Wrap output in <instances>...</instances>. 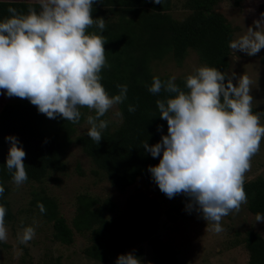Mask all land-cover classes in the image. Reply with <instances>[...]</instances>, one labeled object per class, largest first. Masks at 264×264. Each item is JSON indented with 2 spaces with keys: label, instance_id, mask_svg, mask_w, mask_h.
<instances>
[{
  "label": "clouds",
  "instance_id": "1",
  "mask_svg": "<svg viewBox=\"0 0 264 264\" xmlns=\"http://www.w3.org/2000/svg\"><path fill=\"white\" fill-rule=\"evenodd\" d=\"M100 0H39L40 10L27 14L9 8L10 16L0 21V89L7 97L27 99L49 119L58 116L73 124L81 119V108L94 110L87 116L88 137L99 144L109 121L101 119L127 99L128 85H116L110 96L103 87L101 70L109 67L103 35L87 30L95 26L102 33L103 17L93 18V5ZM163 0H152L162 5ZM233 51L248 56L264 49V13L247 27L244 35L229 43ZM173 76L166 81L153 77L148 91L169 94L158 99L159 117L167 121V135L143 148L159 163L148 171L159 190L169 199L187 198L185 210L196 212L210 230L221 233L223 217L239 212L246 204L245 174L264 138L261 114L253 112V81L247 75L228 74L207 65L189 75L182 90ZM235 81V83H234ZM137 105H128L134 113ZM116 116L123 113L117 111ZM162 125L157 131L162 132ZM6 169L20 186L28 180L26 152L19 139L9 135ZM5 188L0 183V197ZM41 213L46 209L38 203ZM7 209L0 204V242L8 239ZM256 222L264 214L256 213ZM23 224V221H21ZM36 235L33 226L22 228L19 244ZM115 264H142L134 253L118 255Z\"/></svg>",
  "mask_w": 264,
  "mask_h": 264
},
{
  "label": "trees",
  "instance_id": "2",
  "mask_svg": "<svg viewBox=\"0 0 264 264\" xmlns=\"http://www.w3.org/2000/svg\"><path fill=\"white\" fill-rule=\"evenodd\" d=\"M220 1L188 0L191 13L183 21L175 19L168 12L172 0H163L162 5L154 4L152 0H100L94 3L93 18L103 17L106 27L102 33L95 26L87 31L105 37V55L110 65L101 70V83L110 96L118 94L116 85H128L127 99L119 104L123 122L115 131L104 130L103 139L96 144L88 135L75 137L77 126L86 119L85 107L80 109L82 115L79 123L73 124L58 116L50 119V126L48 118L27 99L5 104L0 112V183L5 188L0 204L7 209L5 221L14 216L7 185L12 180V174L6 169L10 143L5 137L9 135L17 137L26 152L24 164L28 180L41 181L51 171L65 170L64 157L68 148L76 142L120 190L138 178L153 181L148 167L157 165L159 159L146 152L143 144L147 141L150 146L154 145L161 140L162 134L167 135V121L160 119L156 101L165 99L169 94L163 91L152 94L148 87L153 77H159L162 81L170 78L154 74L150 62L168 53L182 60L189 49H194L204 65L226 73L233 30L226 17L214 9ZM241 1L235 0L236 3ZM30 7L40 10L39 4L0 0V21L10 16L9 8L27 14ZM110 13L116 14L117 19L109 21ZM185 80L177 78L175 83L187 91ZM130 104L137 105L134 113L128 112ZM158 125L163 126L162 132L157 131ZM244 189L248 209L254 214H264V177L245 182ZM33 201L37 206L38 203L43 204L46 209L43 214L54 219L55 239L72 243L73 230L65 218L58 215L56 203L40 195ZM79 205L75 227L80 231L83 228L92 230L94 243L86 251L101 262L115 263L127 243L149 236L138 218L106 221L103 212L108 205H97L91 197L81 196ZM245 242L250 253L249 264H264V238L250 232ZM164 248V251L158 252L154 264H186L177 259L173 247Z\"/></svg>",
  "mask_w": 264,
  "mask_h": 264
},
{
  "label": "rangeland",
  "instance_id": "3",
  "mask_svg": "<svg viewBox=\"0 0 264 264\" xmlns=\"http://www.w3.org/2000/svg\"><path fill=\"white\" fill-rule=\"evenodd\" d=\"M11 1L39 4V0ZM187 1L172 0L168 12L175 19L183 21L191 13ZM214 9L223 14L231 24L233 41L244 35L254 20L260 19V14L264 13V0H242L239 3L235 0H221ZM117 17L110 13L108 19L114 21ZM201 66H205L204 62L194 49H189L182 60L173 53H168L163 58H154L150 62L154 74L169 78L175 76L176 79L195 74L196 69ZM226 73L247 75L253 81L252 108L254 113L261 114V126H264V49L255 56L231 49ZM3 92L0 89V112L5 104L21 99L9 98ZM117 111L122 112L119 105L101 118L109 121L105 130L115 131L121 126L123 115L116 116ZM89 115H95V112L86 108V119L77 126L75 137L87 135ZM47 122L50 124L51 120L48 118ZM64 160L65 170L51 171L41 181L28 180L20 186L15 185L12 180L7 183L10 189L8 199L14 216L6 221L8 239L0 242V264H115L101 262L87 254L86 250L94 243L93 232L87 228L80 231L74 224L80 198L84 195L95 199L97 205H108L103 212V217L108 222L138 218L149 236L127 243L122 254L132 252L141 259L142 264H154L158 252L164 251L165 246L173 247L177 259L186 264H249L250 253L246 247V238L250 232L264 238V222H256V214L248 209L247 203L241 205L239 212L233 211L222 218L224 231L217 234L210 230V222H206L196 212L189 214L185 210V196L177 195L169 199L154 181L146 182L143 178H138L133 184L120 190L79 143L74 142L68 148ZM259 176L264 177V138L259 152L251 160L245 182ZM39 195L56 203L58 215L64 217L73 230L72 243L55 239L54 219L41 213L37 203L33 201ZM25 226L36 229L35 237L26 245L19 244L17 240Z\"/></svg>",
  "mask_w": 264,
  "mask_h": 264
}]
</instances>
